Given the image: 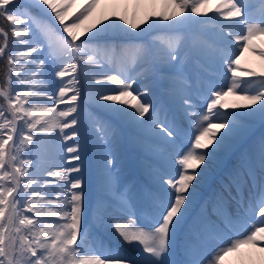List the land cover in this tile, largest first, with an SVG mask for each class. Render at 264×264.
Listing matches in <instances>:
<instances>
[{
    "label": "snow or ice",
    "instance_id": "6c2138e0",
    "mask_svg": "<svg viewBox=\"0 0 264 264\" xmlns=\"http://www.w3.org/2000/svg\"><path fill=\"white\" fill-rule=\"evenodd\" d=\"M101 2L83 0L69 16L78 0H0V264H221L242 246L264 252V133L254 137L264 72L244 81L233 67L264 37V14L225 0L217 51L196 39L209 0H167L171 13L142 23L104 14L84 29ZM212 64L224 83L200 111L186 94L190 69L199 81ZM230 95L247 103L220 111ZM165 101L173 120L161 119ZM186 130L194 140L178 148ZM125 142L155 163L121 183L114 152ZM41 146L55 152L43 170ZM249 212L257 219L236 234Z\"/></svg>",
    "mask_w": 264,
    "mask_h": 264
},
{
    "label": "rangeland",
    "instance_id": "374dc122",
    "mask_svg": "<svg viewBox=\"0 0 264 264\" xmlns=\"http://www.w3.org/2000/svg\"><path fill=\"white\" fill-rule=\"evenodd\" d=\"M192 2H193V0H189V3H192ZM247 2L255 5V7L252 10L254 17L259 18L262 14H264V9H262L260 7L258 0H247ZM224 3H225V0H209V2L207 4H204V6L201 7L200 9L201 10H203V9L208 10V12H207L208 17L207 18H209V16H211L212 19L219 20L221 23H228V21H224L222 18L218 17L217 15H214L215 9ZM257 6H259V7H257ZM221 10L226 11L227 10L226 6L224 8H222ZM227 30L228 29H225V31H227ZM260 38H262V39L260 40ZM196 39H198L202 43H205L204 39H208L209 43H205V44H210V45H212L210 41H215L218 45L217 47H215V49L217 51H219L222 48L223 43H224L222 38H221V35H220L219 26H214L210 22H209L207 31L204 32L203 34L198 35L196 37ZM261 42H262V44H261ZM251 44H253L251 46V48H252L251 49V56L245 57V55H247V53L244 51L239 58V64L234 65L233 67L239 68L241 71L246 70V72H255V73L259 74V73L263 72L262 71V67H263L262 65L264 62V58H261V59H263V62H261V61L259 62L258 58H260L261 56H259L257 53L264 50V47H263L264 46V37H259V36L255 37L252 40ZM211 68L218 69L219 72H216V73L206 72L207 74H205L204 69H200V71L202 72V75L200 76L199 81H196V78H195L196 70L194 71V70H192V68L190 69V71L193 73V86L187 90L186 94L191 98V100L193 101V103L196 105L197 108H199V106L202 103L203 99L201 97V94L205 93V90L210 92V90L212 88L217 87L220 84L224 83V75H223L224 69L215 65V64H212ZM228 76H231V73H228ZM245 77H248L247 80L252 79V77H249L247 75H245ZM238 79H240V78H238ZM240 80H242V79H240ZM209 96H207V98ZM205 101L207 102V99ZM245 103H247V101H244L240 98H238V99L236 98V100H235L234 95L232 97L230 95L228 97L225 96V97L221 98V100L218 102V106H219V104H223L224 106H227V107L230 106V108L233 109L232 111H239L240 109L237 108L236 106L244 105ZM87 111L92 112L93 108L89 107L87 109ZM165 115L167 116L168 120H171L173 118L172 106H171V103L169 101L164 102V108L161 111V119H163L165 117ZM86 116L87 117H86L85 127H87L86 123L88 121V113ZM186 128H187V125H186ZM261 133H264V128H261L259 125H257L255 127V130H254V137L258 138L261 135ZM189 139L194 140V137H191L190 133L186 130L185 133L181 135V137L178 141V148L187 147ZM115 152H117V154ZM115 152H114V155L115 154L116 155H115V161L114 162H115L116 167L118 165L124 167V170L127 171L125 173V175L129 179L140 177L141 162L145 166L150 164L146 159H144V157L152 158L151 155H149L146 151H141L140 149L133 147L131 144H129L127 142L122 143L120 145V147ZM54 153H55L54 149L51 146H41L40 147V149L38 150V153H36L37 159L39 160V159L43 158V160H44L43 163L47 162V164H48L46 166L40 164L41 170H43L44 168L49 166L51 159H47V158ZM87 160L88 161H87L86 166L88 169V175H90V177L94 178L95 175L97 174V160H96L93 152L88 153V159ZM119 170L122 171V169H119ZM94 182H95V180H93V188L95 187ZM121 183H123V181H121ZM207 194H208L207 186L205 185L201 189V200H203L204 196H206ZM244 218H246L245 221H243V222L239 221V223L237 224V233L236 234H239V233L246 231L248 226H249V223L253 219H257L254 216V214L251 212H249L246 216H244ZM182 239H183V237H181V240ZM240 261L242 262L243 259H240ZM248 264H255V263L250 262Z\"/></svg>",
    "mask_w": 264,
    "mask_h": 264
},
{
    "label": "bare ground",
    "instance_id": "6f19581e",
    "mask_svg": "<svg viewBox=\"0 0 264 264\" xmlns=\"http://www.w3.org/2000/svg\"><path fill=\"white\" fill-rule=\"evenodd\" d=\"M82 4H83V0H78V3L70 11L69 15H72L73 13L78 11V9L82 6ZM172 11H173V9L168 6L167 0H116V2H113V0H102L100 7L96 10V12L93 13L92 17H90L87 21H85V23L82 27L84 29H86L88 27H91L94 24H97L104 14L115 15V16L124 15L129 19L130 22L142 23L143 20L148 18V17H158L162 13H165V12L171 13ZM200 13L203 14L205 12H204V10L202 11L200 9ZM207 17H203V18L208 19L209 22L212 23V25L219 26L218 24L213 23L216 20L212 19L211 17H209V18H207ZM261 39L262 38H260V40ZM204 42L209 43V40L204 39ZM210 42L214 48L218 46L217 43H215L214 41H210ZM261 44H262V42H261ZM252 45L253 44H251V43L249 44L247 51H245L247 53V55H245V57L251 56V49H252L251 46ZM258 60H259V62L260 61L263 62V59H261V57L258 58ZM262 66H263L262 71L264 72V62H263ZM192 70L195 71L197 69H195V66H193ZM206 71H208V72H212V71L219 72V70L215 69V68H212L211 71H209V70H206ZM245 73H247L246 70L238 72L237 78H240V79L246 81L248 77H245ZM209 94H210V92L207 90H205V93L202 94L203 100H202L201 105L198 108L200 111L206 110V101L205 100L207 99V96ZM232 96L233 95H231V97ZM236 98L238 99L239 97L234 95L235 100H236ZM111 103H114V102H111ZM133 103H135V101H133ZM62 107L65 108L66 105H59V108H62ZM89 107L93 108L92 112L97 111L94 108V106H92V105H89L88 107H86L82 111V115H81V119L84 122H86V117H87L86 115H87V113H89V111H87V109ZM232 110L233 109L230 108V106H228V107L225 106L224 108L220 109V111L226 112V113L232 112ZM172 114H173V118L171 120L174 119V115H175L173 107H172ZM86 126H87V123H86ZM206 140H207V138H206ZM91 152H92V149H91V146H89V152L88 153H91ZM115 153L117 154V152H115ZM54 157H55V153L50 155L47 159H51V161H52L54 159ZM146 160L150 164L155 163L153 158H146ZM43 161H44L43 158L39 159L38 160L39 165L40 164L45 165V166L48 165L47 162L43 163ZM117 169H118V174L120 176L121 181L129 179L125 175V173L127 171L124 170V167L118 165ZM119 169H122V171ZM89 177H90V175H89ZM95 177H96V175H95ZM95 177L94 178L90 177V178L95 180ZM94 184H95V182H94ZM245 220H246V218L242 217L240 222H243ZM257 239H261V237H257ZM204 254H206V253H204ZM240 259H243V261L241 262ZM263 260H264V252H261L258 247L254 248L252 246H242L238 251L231 253L228 256L224 257V259L221 261V264H248L250 262H252V263L254 262L255 264H264Z\"/></svg>",
    "mask_w": 264,
    "mask_h": 264
},
{
    "label": "trees",
    "instance_id": "16d2710c",
    "mask_svg": "<svg viewBox=\"0 0 264 264\" xmlns=\"http://www.w3.org/2000/svg\"><path fill=\"white\" fill-rule=\"evenodd\" d=\"M0 26L7 27L8 26V22L4 21V20H0Z\"/></svg>",
    "mask_w": 264,
    "mask_h": 264
}]
</instances>
